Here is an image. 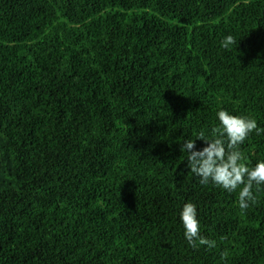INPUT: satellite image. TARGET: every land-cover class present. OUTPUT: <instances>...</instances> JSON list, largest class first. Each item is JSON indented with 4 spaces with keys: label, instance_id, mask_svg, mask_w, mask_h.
<instances>
[{
    "label": "trees",
    "instance_id": "1",
    "mask_svg": "<svg viewBox=\"0 0 264 264\" xmlns=\"http://www.w3.org/2000/svg\"><path fill=\"white\" fill-rule=\"evenodd\" d=\"M222 109L264 127V0H0V264H264V190L242 214L180 151Z\"/></svg>",
    "mask_w": 264,
    "mask_h": 264
},
{
    "label": "clouds",
    "instance_id": "2",
    "mask_svg": "<svg viewBox=\"0 0 264 264\" xmlns=\"http://www.w3.org/2000/svg\"><path fill=\"white\" fill-rule=\"evenodd\" d=\"M232 45H237L232 35L221 41V47L226 50ZM216 115L218 126H213L210 131L201 129L195 140L189 139L182 143L180 151L187 153V168L199 177L202 186L212 184L229 193L237 192V205L243 214L258 203L257 193L264 190V160L250 167L240 146L251 133L264 134V127L258 126L257 121L250 116L233 115L227 110H219ZM196 141L203 142L204 146L199 150ZM179 218L184 238L190 247L196 249L206 246L212 249L216 246L214 240L202 236L194 203H184ZM226 258L227 252L222 253L221 259Z\"/></svg>",
    "mask_w": 264,
    "mask_h": 264
}]
</instances>
